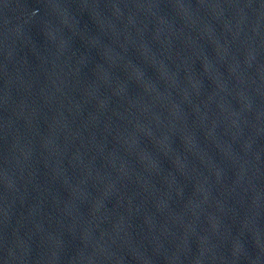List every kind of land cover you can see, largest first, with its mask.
Masks as SVG:
<instances>
[{"label":"water","instance_id":"obj_1","mask_svg":"<svg viewBox=\"0 0 264 264\" xmlns=\"http://www.w3.org/2000/svg\"><path fill=\"white\" fill-rule=\"evenodd\" d=\"M0 264H264V0H0Z\"/></svg>","mask_w":264,"mask_h":264}]
</instances>
